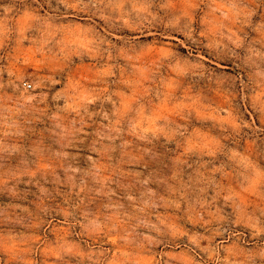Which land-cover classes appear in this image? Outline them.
I'll return each mask as SVG.
<instances>
[{
  "label": "rangeland",
  "instance_id": "obj_1",
  "mask_svg": "<svg viewBox=\"0 0 264 264\" xmlns=\"http://www.w3.org/2000/svg\"><path fill=\"white\" fill-rule=\"evenodd\" d=\"M0 264H264V0H0Z\"/></svg>",
  "mask_w": 264,
  "mask_h": 264
},
{
  "label": "built area",
  "instance_id": "obj_2",
  "mask_svg": "<svg viewBox=\"0 0 264 264\" xmlns=\"http://www.w3.org/2000/svg\"><path fill=\"white\" fill-rule=\"evenodd\" d=\"M27 87L30 88V85L28 84Z\"/></svg>",
  "mask_w": 264,
  "mask_h": 264
}]
</instances>
